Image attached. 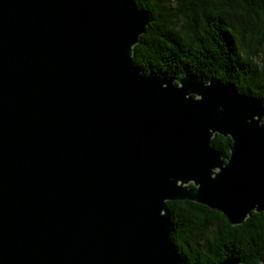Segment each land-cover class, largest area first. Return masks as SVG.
Listing matches in <instances>:
<instances>
[{
	"label": "water",
	"instance_id": "obj_1",
	"mask_svg": "<svg viewBox=\"0 0 264 264\" xmlns=\"http://www.w3.org/2000/svg\"><path fill=\"white\" fill-rule=\"evenodd\" d=\"M149 23L134 0H0V264H187L167 202L264 214V103L144 73Z\"/></svg>",
	"mask_w": 264,
	"mask_h": 264
},
{
	"label": "trees",
	"instance_id": "obj_2",
	"mask_svg": "<svg viewBox=\"0 0 264 264\" xmlns=\"http://www.w3.org/2000/svg\"><path fill=\"white\" fill-rule=\"evenodd\" d=\"M134 2L150 17L133 55L144 73L230 83L264 103V0ZM212 145L225 159L230 155L229 138L216 136ZM166 211L187 264H219L230 256L241 264L264 263V214L253 212L231 226L221 213L193 202H167Z\"/></svg>",
	"mask_w": 264,
	"mask_h": 264
},
{
	"label": "rangeland",
	"instance_id": "obj_3",
	"mask_svg": "<svg viewBox=\"0 0 264 264\" xmlns=\"http://www.w3.org/2000/svg\"><path fill=\"white\" fill-rule=\"evenodd\" d=\"M200 242H201L202 245L206 243L205 240H204V238H201L200 239Z\"/></svg>",
	"mask_w": 264,
	"mask_h": 264
}]
</instances>
